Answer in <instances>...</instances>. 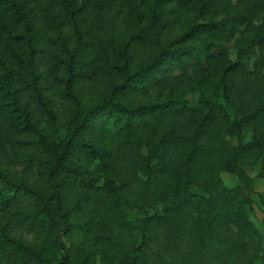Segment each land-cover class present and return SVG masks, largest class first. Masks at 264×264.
I'll use <instances>...</instances> for the list:
<instances>
[{
	"label": "rangeland",
	"instance_id": "obj_1",
	"mask_svg": "<svg viewBox=\"0 0 264 264\" xmlns=\"http://www.w3.org/2000/svg\"><path fill=\"white\" fill-rule=\"evenodd\" d=\"M19 1L32 15L34 49L11 38L12 31L19 28L0 4V170L45 194L59 186L72 222L71 233L65 238L72 260L127 264L130 239L106 230L104 209L108 203H121L132 220L131 226L139 229L141 223L132 217L138 209L150 210L153 184L145 167L140 165L137 170L138 160L150 165L151 170V157L160 155L161 148L155 152L146 142L140 145L138 141L145 137L143 141L150 139L153 143L164 138L165 125L160 124L159 132L149 125L145 131L137 128L122 132L117 111L98 105L111 97L115 103L134 108L175 95L184 99L187 116L206 120L202 115L209 106L204 101H214L221 90L217 75H222L225 85L230 78L241 81L242 67L253 51L263 54L256 70L259 82L264 84V44L254 39L264 36V0H195V6L177 7L158 3L163 24L158 23L157 28L151 22V8L143 7V16L138 17L129 8L131 0H117L103 11L98 8V0H74L83 32L75 60L76 100L64 93L65 53L54 41L59 32L69 46L74 43L67 14L58 0L48 4L49 13L57 14L56 20L46 16L38 0ZM248 15L255 34L244 17ZM211 17L225 24L214 36L204 32L194 33L192 38L185 36L194 22L202 24ZM209 40L214 44L206 52L213 57L186 55L183 63L168 55L150 74V66L161 51L191 50ZM237 53L243 61L241 67L223 70L227 63L237 62ZM229 95L228 111H217L221 115L214 125L210 120L204 122L210 130L201 136L207 141L202 149L212 145L218 158L229 159L221 146L228 151L240 148L241 154L232 164L238 173L223 169L207 176L205 190L218 196L224 192L236 195L238 207L226 203L218 212L217 233L232 241L234 254L244 263L264 264V114L256 109L259 102H250L256 98L249 92L239 93L235 88ZM166 111L167 115L175 112L174 108ZM82 113H87V121L75 143L70 144L74 129L83 122ZM146 116L149 121L152 115ZM243 143L249 145L246 152ZM62 145L67 151L61 161ZM198 152L192 172L204 157L201 149ZM106 190L109 193L104 197ZM59 227L50 204L12 193L0 183V264H52L58 254L54 238ZM24 248L38 256L24 253ZM74 262L70 264H78Z\"/></svg>",
	"mask_w": 264,
	"mask_h": 264
},
{
	"label": "trees",
	"instance_id": "obj_2",
	"mask_svg": "<svg viewBox=\"0 0 264 264\" xmlns=\"http://www.w3.org/2000/svg\"><path fill=\"white\" fill-rule=\"evenodd\" d=\"M38 1L39 5H42V9L46 16L51 20H56L57 14L49 13L50 9L48 4L51 5V0H47L46 3L40 0ZM58 1L61 8L67 14L75 38L74 43L69 46L62 35L57 32L54 41L57 42L61 51L65 53L63 62L66 75L62 81L64 93L68 98L76 100L75 93L73 92V84L77 77L75 60L80 49L83 32L78 24V9L74 4V0ZM115 1L117 0H98V8L100 11H103V8L105 9L106 6L108 7L110 3ZM158 3H164V6L173 3L176 7L178 5L195 6L196 4L195 0H131L129 8L131 12L138 17L143 16V7L147 6L151 8V22L154 23L157 28L158 23L161 25L163 24L162 13L158 12L156 7ZM0 4L4 5V10L8 11L12 18V24L19 28L18 32L17 30L12 31L10 34L11 38L15 41H24L28 49L33 50L34 32L32 31L31 24L32 15L24 9L19 0H0ZM197 17L198 16H196V18ZM244 17L248 19V27L254 32L255 29H253V25L249 23L251 21V15ZM243 20H245V18ZM223 25H225L224 22L214 20L212 17L202 24L196 21L189 27L188 33H185V36L192 38L193 34L197 32H204L211 34L210 36H214L219 32V29L221 30ZM0 37H2V35H0ZM254 39L259 41V45L262 43L264 44V36H255ZM213 44L214 42L209 40L208 43L207 41H202L199 48L191 50H163L159 53L158 57L153 60V64L150 66V74L155 73L159 69L160 65L163 63L162 60L168 55H174V58L181 59L183 63V58L186 55L195 57V55L204 54L206 59L207 57H213L214 54H208L206 52L208 47H210L211 50ZM251 52L252 51H249V53ZM262 56L263 54L261 51H259V55L254 51L251 53L248 61L244 62V68L242 67L244 74L242 75L241 81L229 77L231 82L225 85V83L221 81L222 75H217L221 83V90L213 97L214 101H204L206 102V106L209 107H207V112L203 113V118L205 117L206 120H210L214 125L217 118L221 115L217 113V111L220 109L228 111L230 104L229 91L235 88H237L239 93L246 91L250 93L251 97H254V99L256 98V101L250 99V102H259V108L256 107V109L259 110V113L264 114V84L262 81L259 82L257 77L259 74L256 70V65L261 63L257 60L258 58L261 60ZM236 59L237 62L227 63L223 70H227L228 68L230 71H236L239 69L243 61L238 59V53ZM30 74L36 78L33 70L30 71ZM247 77L251 78L246 80ZM11 94L14 95L15 92L13 91ZM115 102L117 101H113L112 98L109 97L98 105V108L103 106V109L108 111L115 109L118 113L119 121L122 122V132L131 130L137 131V128H141L145 131L148 125L151 130H153L151 127H154V129L159 132L163 124L165 125L166 131L164 138L161 137L153 143H150V139L148 141H143V139H147L145 137H141L140 141H138L140 145L146 142L147 145L153 147V151L155 152L161 148L160 155L151 157V164H153L151 170L149 164V166H147L143 160L142 162L138 160L140 164L137 165V170L140 168V165L145 167L151 175L153 184L151 191L153 204L150 210L138 209L136 215L132 217L133 221H139L141 223L139 229L131 226L132 220H129V215H125V212L121 209V203H108L107 207L104 209L103 225L106 230H109L113 235L120 236L123 234L130 239V243L126 245L127 248L130 249L127 264H188L190 262L193 264H247L244 263L239 256L234 254L236 249L232 241L221 237L219 232L217 233L215 227L217 214L221 210V207H224L226 203L231 205L235 204L238 207V204H236V195H229V193L224 192L223 196H218L207 193L205 190V179L207 176H215V174H218V171L223 169L231 170L230 172L234 175L238 173V171L232 167V164L239 158V154H241L240 148H234L228 151L226 146H221V149L223 148V151H226L229 159L218 158L214 146L212 145L202 149V144L207 143V141L201 136L207 134L210 128L204 125L206 120L199 121L186 115L187 110L184 99L181 97L174 95L169 97V99L140 105L134 108L121 105L120 102L119 104ZM181 105L182 107H179ZM42 106L43 109L47 111V114L50 115L43 102ZM170 108H174L175 112H171L167 115L165 112ZM197 110L200 112V109ZM82 114L84 118L83 122L74 129V137L71 139L70 144L75 143L80 129L87 121V113ZM147 114L152 115L149 121L147 119L148 116H146ZM259 120H261L260 117ZM151 130L149 132L150 137ZM245 145L246 144L243 143L241 147L246 152L249 145ZM60 148H63V153L60 157L62 161L61 158L67 151L65 150L67 146L63 147L62 145ZM199 149H201V153H203L204 157L202 161H198V169L192 172V161H195L196 157L199 155ZM52 165L54 166V164ZM240 174L242 176L241 172ZM0 183L6 190L12 193H21L52 206L53 212L57 215L60 222L58 233L54 238V246L58 254L51 260L52 264H70L75 263L74 261L78 264L85 263L86 259L84 258L81 260H72L73 253H71L70 249L65 245V238L71 233L72 222L64 207L62 191L58 185L45 194L31 183L12 179L1 170ZM108 193L109 190L103 191V196L105 197ZM218 208L220 209L217 211ZM126 217L128 219H126ZM125 228L126 230L123 231ZM32 252L31 249L24 248V253L29 255L32 254L36 257L38 256L37 253ZM81 257H85V255L77 258Z\"/></svg>",
	"mask_w": 264,
	"mask_h": 264
}]
</instances>
